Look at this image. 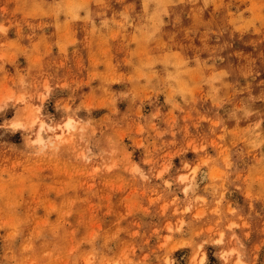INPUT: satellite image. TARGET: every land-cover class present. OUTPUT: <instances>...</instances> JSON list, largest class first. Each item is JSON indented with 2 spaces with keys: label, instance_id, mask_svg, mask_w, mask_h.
<instances>
[{
  "label": "rangeland",
  "instance_id": "374dc122",
  "mask_svg": "<svg viewBox=\"0 0 264 264\" xmlns=\"http://www.w3.org/2000/svg\"><path fill=\"white\" fill-rule=\"evenodd\" d=\"M0 264H264V0H0Z\"/></svg>",
  "mask_w": 264,
  "mask_h": 264
},
{
  "label": "bare ground",
  "instance_id": "6f19581e",
  "mask_svg": "<svg viewBox=\"0 0 264 264\" xmlns=\"http://www.w3.org/2000/svg\"><path fill=\"white\" fill-rule=\"evenodd\" d=\"M13 124H16L15 122L13 123ZM19 124H18V122H17V125L16 126H18ZM46 126V124H45V122L44 121H42L41 123H40V125H39V135H41V133H42V131H43V128ZM72 126V123H70V119L69 120H67L66 122H65V125L64 126H62V128L63 129H69L70 127ZM48 127L50 128V129H55L56 128V126H50L49 124H48ZM58 129V128H57ZM56 130V129H55ZM205 172V170H202V172ZM202 173V175H201V179H202V177H205V173ZM185 177V176H184ZM194 179H195V177H194Z\"/></svg>",
  "mask_w": 264,
  "mask_h": 264
}]
</instances>
